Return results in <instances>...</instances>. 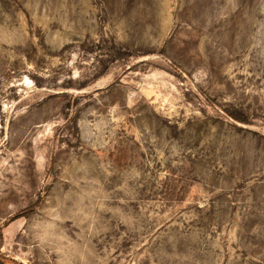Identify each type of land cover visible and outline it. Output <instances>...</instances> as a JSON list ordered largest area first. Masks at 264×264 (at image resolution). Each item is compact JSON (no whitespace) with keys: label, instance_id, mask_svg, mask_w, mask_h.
I'll list each match as a JSON object with an SVG mask.
<instances>
[{"label":"rangeland","instance_id":"obj_1","mask_svg":"<svg viewBox=\"0 0 264 264\" xmlns=\"http://www.w3.org/2000/svg\"><path fill=\"white\" fill-rule=\"evenodd\" d=\"M0 264H264V0H0Z\"/></svg>","mask_w":264,"mask_h":264}]
</instances>
